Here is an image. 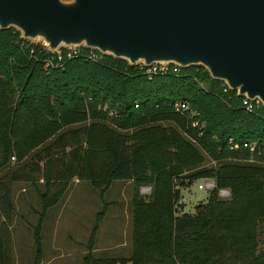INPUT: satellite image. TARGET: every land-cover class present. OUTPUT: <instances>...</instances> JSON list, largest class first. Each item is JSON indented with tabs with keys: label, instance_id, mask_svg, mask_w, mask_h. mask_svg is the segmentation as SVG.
Here are the masks:
<instances>
[{
	"label": "trees",
	"instance_id": "trees-1",
	"mask_svg": "<svg viewBox=\"0 0 264 264\" xmlns=\"http://www.w3.org/2000/svg\"><path fill=\"white\" fill-rule=\"evenodd\" d=\"M18 40L14 28L0 30V264H9L11 184L44 183L31 226L37 264L44 211L74 179L87 181L99 197L113 180L133 187L129 256L90 254L103 203L80 264H264V245L258 246L264 166L235 161L245 150L226 144L227 137L264 142V107L245 112L241 97L223 92L222 82L201 66L148 79L125 60L102 54L43 69L44 52L29 56ZM174 101L196 111L200 128L174 111ZM256 158L264 160V153ZM207 159L215 165L205 166ZM201 178L214 183L205 202L192 214L177 211L179 188ZM142 185L150 186L145 199L137 196ZM221 188L228 189L224 199L216 194Z\"/></svg>",
	"mask_w": 264,
	"mask_h": 264
},
{
	"label": "water",
	"instance_id": "water-1",
	"mask_svg": "<svg viewBox=\"0 0 264 264\" xmlns=\"http://www.w3.org/2000/svg\"><path fill=\"white\" fill-rule=\"evenodd\" d=\"M47 53L82 46L128 65L201 66L264 107V0H0V30Z\"/></svg>",
	"mask_w": 264,
	"mask_h": 264
},
{
	"label": "rangeland",
	"instance_id": "rangeland-1",
	"mask_svg": "<svg viewBox=\"0 0 264 264\" xmlns=\"http://www.w3.org/2000/svg\"><path fill=\"white\" fill-rule=\"evenodd\" d=\"M201 182L197 179L188 186L179 188L180 199L183 201L179 212L192 214L195 206L205 202L209 190L196 188ZM142 186L148 187L150 191L149 185ZM148 193H143L139 187L137 189V196L141 199H145ZM131 195L132 184L122 180H113L101 197L87 181L70 184L67 191L44 211L37 264H45L47 260V264H80L86 252L85 245L95 214L100 211L103 203L106 205L93 235L90 254L94 259L126 258L130 254ZM39 203L31 199L14 201L15 212L9 228V264L33 262L34 244L30 224H35L40 212ZM29 205L35 208V213L29 211ZM52 241L58 247L57 250L50 249ZM262 245L264 221L258 235V246Z\"/></svg>",
	"mask_w": 264,
	"mask_h": 264
},
{
	"label": "built area",
	"instance_id": "built-area-1",
	"mask_svg": "<svg viewBox=\"0 0 264 264\" xmlns=\"http://www.w3.org/2000/svg\"><path fill=\"white\" fill-rule=\"evenodd\" d=\"M17 45L19 49L27 52L29 56H32L36 51V49L39 53L43 51L45 54L42 60L43 69L49 66L59 65L63 60L71 59L75 57H81L84 60H89V61H97L102 55L101 53L93 49L84 48L82 46L60 47L56 49L53 53H47L45 48L42 47L38 42H32L20 38L17 42ZM132 66L135 67V70L139 74L144 75L148 79L155 75H165V74L178 75L181 68L178 65L172 63H164V62L151 63L149 65H142L141 63H136L133 64ZM220 86L223 92L228 89L223 83H221ZM259 106L261 105L256 100H249L246 99L245 97L240 98L239 107L247 113H256ZM172 107L174 111L185 115L187 119L191 120L190 122L191 127L198 126L200 128L201 124L197 120L193 119V117L197 113L194 109L188 106L187 102L174 101L172 103ZM101 109L104 110V107H102ZM106 115L110 117L113 115V113L112 111L108 110ZM182 134L188 140L193 142L192 139L187 137L184 133ZM200 134L201 132H198L197 135ZM226 144L230 150H234V151H237L239 149L245 150L246 152L245 158H239L236 159L235 161L264 166V160H258L256 158V156H258L259 154L264 153V142L260 143L254 139L237 141L232 137H227ZM9 160L12 162L14 160L13 156H10ZM213 165H215V162L211 159H207L205 166H213ZM199 180H201L202 182L198 183L196 185V188L207 189L209 191L214 188V183L212 179L201 178ZM139 189L142 190L143 193L149 192L148 187L141 186L139 187ZM263 191H264V183H263ZM216 194L219 198L224 199L228 196V191L226 189H217ZM181 202L182 199L179 198L175 203V208L177 209V211H179L180 209L179 207L181 205Z\"/></svg>",
	"mask_w": 264,
	"mask_h": 264
},
{
	"label": "crops",
	"instance_id": "crops-1",
	"mask_svg": "<svg viewBox=\"0 0 264 264\" xmlns=\"http://www.w3.org/2000/svg\"><path fill=\"white\" fill-rule=\"evenodd\" d=\"M29 159V156H27L25 159H23L22 161H24V163ZM12 163L9 164V167H11ZM8 167V168H9ZM6 169H4L5 171ZM79 182L81 181H77V180H71V182H69L65 188V190L63 191L62 195L67 191L68 187L70 184H78ZM125 183H131L132 182L130 180H126V181H123ZM110 185V184H109ZM108 188V187H107ZM106 188V189H107ZM133 188V187H132ZM37 191H44V183L43 181L41 180H38V181H35V182H31V181H19V182H13L11 184V200H12V204H13V208H14V212H15V207H14V201L15 199H18V200H25V199H31V200H37L39 201V197H38V194H37ZM132 192H133V189H132ZM61 195V196H62ZM102 196V195H101ZM132 197V195H131ZM182 199V198H181ZM40 202V201H39ZM183 202V201H182ZM130 203H131V198H130ZM39 207H40V203H39ZM182 206L180 205V208ZM28 209L29 211L35 213V208L31 205L28 206ZM46 210V209H45ZM13 217V215H12ZM44 217V216H43ZM36 219H37V216H36ZM43 220V219H42ZM35 223H36V220H35ZM41 224H42V221L40 223V230H41ZM34 225V224H30V229H31V226ZM96 231V230H95ZM94 231V233H95ZM40 233V231H39ZM40 243V241H39ZM92 247V246H91ZM39 248L41 250V246L39 244ZM50 249L51 250H57L58 247L54 244V242L52 241L51 244H50ZM129 255L126 256V258L128 257ZM39 257H40V254H39ZM39 260V259H38ZM48 260L45 262V264H47Z\"/></svg>",
	"mask_w": 264,
	"mask_h": 264
}]
</instances>
